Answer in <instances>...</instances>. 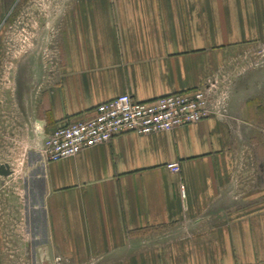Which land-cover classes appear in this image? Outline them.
Here are the masks:
<instances>
[{
    "label": "crops",
    "instance_id": "obj_1",
    "mask_svg": "<svg viewBox=\"0 0 264 264\" xmlns=\"http://www.w3.org/2000/svg\"><path fill=\"white\" fill-rule=\"evenodd\" d=\"M21 25L34 47L18 73ZM53 39L56 63L40 57ZM261 49L264 0H0V165L27 180L26 263L264 264ZM215 77L230 85L225 119L41 160L49 134L101 103ZM10 224L0 264H18Z\"/></svg>",
    "mask_w": 264,
    "mask_h": 264
},
{
    "label": "built area",
    "instance_id": "obj_2",
    "mask_svg": "<svg viewBox=\"0 0 264 264\" xmlns=\"http://www.w3.org/2000/svg\"><path fill=\"white\" fill-rule=\"evenodd\" d=\"M229 87V83L215 77L198 89L144 102L136 101L129 94L119 95L97 105L88 119L58 127L41 142L38 153L43 163H50L74 157L125 133L170 132L210 117L225 119ZM167 169L178 173L180 167L178 163H171Z\"/></svg>",
    "mask_w": 264,
    "mask_h": 264
},
{
    "label": "rangeland",
    "instance_id": "obj_3",
    "mask_svg": "<svg viewBox=\"0 0 264 264\" xmlns=\"http://www.w3.org/2000/svg\"><path fill=\"white\" fill-rule=\"evenodd\" d=\"M21 28L25 29L26 33L21 30L18 33L19 46L16 49V69L18 73L20 68L19 64L23 61V59H25L26 55L34 47V40H32L30 35V28L24 27L23 25H21ZM52 52L53 50H50L49 48L48 50L44 51L40 57L52 59L54 57L53 53H55V51L53 53ZM260 53L259 55L262 57V55H264V49H261ZM26 186V177L23 176L21 172L10 175V178L8 179H0V218L4 219L6 224L11 223L13 227H15V225L17 226L13 228L17 232L12 233L11 235L18 236L14 241L16 245L13 244L12 246L13 250L15 249L18 264H27L25 259H23L25 255L26 244L22 240L24 238L21 236H25L26 220L31 217L30 203L26 194ZM4 233L6 234L5 237L10 236L7 235L6 232ZM25 238L27 237L25 236ZM20 258L23 259V261H20Z\"/></svg>",
    "mask_w": 264,
    "mask_h": 264
},
{
    "label": "flooded vegetation",
    "instance_id": "obj_4",
    "mask_svg": "<svg viewBox=\"0 0 264 264\" xmlns=\"http://www.w3.org/2000/svg\"><path fill=\"white\" fill-rule=\"evenodd\" d=\"M58 43H57V41L55 40V41H50L49 43H47V49H49L50 48V50L52 49L53 50V52L55 51V53H53V55H54V57L52 58L53 59V63H56V62H54V59H56V60H58L57 58H59L60 57V51H59V47H58V45H57ZM55 49V50H54ZM55 60V61H56Z\"/></svg>",
    "mask_w": 264,
    "mask_h": 264
},
{
    "label": "water",
    "instance_id": "obj_5",
    "mask_svg": "<svg viewBox=\"0 0 264 264\" xmlns=\"http://www.w3.org/2000/svg\"><path fill=\"white\" fill-rule=\"evenodd\" d=\"M11 174L7 165H0V175L3 177H7Z\"/></svg>",
    "mask_w": 264,
    "mask_h": 264
}]
</instances>
